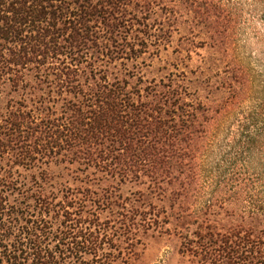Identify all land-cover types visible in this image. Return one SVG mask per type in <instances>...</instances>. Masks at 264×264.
<instances>
[{"label":"trees","instance_id":"16d2710c","mask_svg":"<svg viewBox=\"0 0 264 264\" xmlns=\"http://www.w3.org/2000/svg\"><path fill=\"white\" fill-rule=\"evenodd\" d=\"M157 7L0 0V264L80 257L84 214L118 190L91 184L146 179L161 189L196 177L210 109L185 79L146 78L159 56L147 49L164 44L149 24ZM194 235L185 243L200 264H264V241L250 229L200 226ZM88 249L99 256L94 243Z\"/></svg>","mask_w":264,"mask_h":264},{"label":"rangeland","instance_id":"374dc122","mask_svg":"<svg viewBox=\"0 0 264 264\" xmlns=\"http://www.w3.org/2000/svg\"><path fill=\"white\" fill-rule=\"evenodd\" d=\"M154 1L158 14L149 24L162 28L164 44L147 49L159 56L146 78L185 79L210 109L196 177L184 180L185 191L182 181L161 189L146 179L91 184L118 190L107 206H94L95 216L84 214L78 235L88 242L80 257H61V264H200L185 243L200 226L250 229L252 240L264 241V0Z\"/></svg>","mask_w":264,"mask_h":264}]
</instances>
